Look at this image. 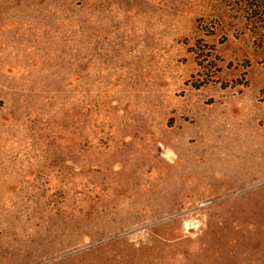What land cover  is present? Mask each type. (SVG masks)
Masks as SVG:
<instances>
[{
	"label": "rangeland",
	"instance_id": "374dc122",
	"mask_svg": "<svg viewBox=\"0 0 264 264\" xmlns=\"http://www.w3.org/2000/svg\"><path fill=\"white\" fill-rule=\"evenodd\" d=\"M225 0H0V264H264V35Z\"/></svg>",
	"mask_w": 264,
	"mask_h": 264
},
{
	"label": "trees",
	"instance_id": "16d2710c",
	"mask_svg": "<svg viewBox=\"0 0 264 264\" xmlns=\"http://www.w3.org/2000/svg\"><path fill=\"white\" fill-rule=\"evenodd\" d=\"M225 3L242 10L248 25L264 35V0H225Z\"/></svg>",
	"mask_w": 264,
	"mask_h": 264
}]
</instances>
